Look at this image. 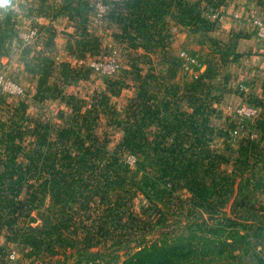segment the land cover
<instances>
[{
  "label": "trees",
  "instance_id": "obj_1",
  "mask_svg": "<svg viewBox=\"0 0 264 264\" xmlns=\"http://www.w3.org/2000/svg\"><path fill=\"white\" fill-rule=\"evenodd\" d=\"M201 1L215 8L223 0L216 3H213L214 0H123L117 5H126L130 12L123 14L119 9L111 18L127 21L124 29L129 40L136 37L127 29L131 25L136 28V35L149 38V50L158 46L164 49L173 40L170 20L193 27V32L211 27ZM70 4L74 5L76 12L73 19L77 21L80 16L84 24L82 32L87 33V17L81 16L77 1L68 2ZM5 37L0 36V43ZM170 58L177 60L171 55ZM177 63L181 65L178 60ZM46 64L49 68L42 70ZM50 64L45 59L40 67L39 96L45 94L46 89L42 85L50 74ZM135 70L141 83L140 93L130 101L139 104L141 123L137 128L133 124L125 125L124 136L112 150L106 143L100 142L94 129L89 128V124L96 123L97 116L93 118V123L84 126L74 121L67 123L57 128L54 134L52 123L28 116L22 102L13 106V111L5 119L0 115V136L5 144L9 143L11 153L7 158H0V164L6 169L2 171L0 168V217L7 221L8 226H17L16 234L26 237L29 242L40 243V246L35 244L40 252L53 251L56 245L67 251L78 245L88 248L105 243L114 233L128 226L125 214L137 190L149 197L155 195L164 199L167 192L180 185L193 194L194 201L201 202L202 207L212 213L230 200L232 209L242 203L238 199L243 182L250 177L245 175L248 162H239L230 172L223 168L228 162L226 155L211 146L214 130L210 125L213 111L210 85L203 80L189 84L194 92L189 96L194 109L185 112L181 108L183 98L179 94V84L173 79L177 69L168 76L166 72L158 73L154 68L145 74L141 68ZM210 73L208 70L202 76ZM148 77L149 81L146 80ZM154 78L163 81L160 85H166L167 81L170 85L165 86L161 93L155 91ZM111 83L120 84L121 81L116 78ZM148 85L149 89L146 88ZM4 99L0 96L1 103L5 102ZM128 107L132 110L133 103ZM29 121H34V124H28ZM256 121L264 135V113L256 117ZM154 124L158 130L151 139L148 134ZM84 127H87L86 133ZM27 134H33L35 140L24 144ZM135 148L144 153L147 160L138 158L133 166L123 158L122 153L125 149ZM242 151L260 156L263 160L260 165L264 167V146L253 142ZM236 183L238 191L235 193ZM25 186L26 191L21 196ZM46 199H49L48 204ZM57 201L62 203L59 209L54 207ZM34 210L43 217L42 223H32L36 219L32 214ZM53 215L57 222L53 221ZM228 220L230 225L244 226L243 222L229 217ZM206 224V220L198 223L200 228ZM145 225L134 229L138 236L136 250L122 264H197L198 258L203 260L217 249L219 253L229 246L236 249L240 245L235 243H245L247 236L239 229L228 230L222 226L210 231L219 238L191 228L189 234L166 232L149 239L146 238L148 230Z\"/></svg>",
  "mask_w": 264,
  "mask_h": 264
},
{
  "label": "rangeland",
  "instance_id": "obj_2",
  "mask_svg": "<svg viewBox=\"0 0 264 264\" xmlns=\"http://www.w3.org/2000/svg\"><path fill=\"white\" fill-rule=\"evenodd\" d=\"M96 1L97 0H90L89 2L84 1L83 8L92 9ZM188 1L194 2L196 0ZM214 2L216 3L217 0H214L213 3ZM79 6L81 7V5ZM208 6L212 7V5ZM117 9H120V11L122 10L123 14H127L131 10L126 5H117ZM147 13H149V10ZM111 19L118 23V29L116 26L109 27L111 21L108 18L99 22H94L91 19L92 28L88 32L86 31L87 33H83L82 29L84 24L81 22L80 16H78L76 24L80 37H76L74 40L71 39L72 52L75 56L86 58L87 61L104 56L109 57L115 54L123 64V69L119 73L120 75L116 77L104 76L94 72L87 64L88 62H73V64L69 63L63 65L61 72L56 68L53 69L52 73L49 74L52 80L50 82L45 81L42 88H45V93L48 94L55 95L63 90L66 92V95L69 97L68 102H66V107L61 108L60 112L56 114L58 116H61V113L65 115L64 117L68 118V123L74 121L84 126L87 123H93V118L97 116L98 118L94 124L95 126L89 124V128L91 127L94 129L100 142L106 143L107 147L112 150L115 148L117 141L124 136L125 125L133 124L135 128H137L141 123L142 112L139 104L137 102H131V98L127 97L131 95L136 97L140 93L139 85L141 83L140 80H137L138 73L135 68H141L143 74L147 73L149 71V59L155 56V52L149 50V38L141 34L136 35V28L134 26L129 25L127 27L131 32L130 34L136 36L135 39L129 40L124 29V25L127 21L120 20L118 17H113ZM17 22V17L6 16L2 25L6 39H15V32L12 30V26L16 25ZM177 26V23L175 24L173 20H170L169 27L175 31V34H177ZM188 27L189 29H193L191 26H187V28ZM100 28L102 30H99ZM103 28L108 29V31ZM111 31H117L118 37L126 40V43H119L120 46L118 51H116L117 54L114 53L113 49L105 45L106 41H104V45L102 46L99 39V35L101 36ZM181 32L182 30L180 33ZM203 32L198 31L194 33H202L203 36L204 34L209 36L210 27L207 26ZM187 34L189 35L188 38ZM185 35V39L188 41L192 33L185 32ZM206 36L203 38L207 39L208 42L205 45H208L210 40H208ZM20 39L21 41H16V47L17 45L26 46L29 52L37 51V40L26 41L21 37ZM128 44H132V48L129 47ZM135 45H140L141 48L140 46L135 47ZM204 49L205 48H203V50ZM150 52L151 54H149ZM206 53L205 50V54ZM164 58L170 61V70L166 71L165 74L168 76L172 70L179 67V64L177 60H172L169 55L164 56ZM206 58L207 60L215 59L211 54H207ZM41 59L42 61L40 62L41 65H43L45 59L41 55L34 58L31 64ZM163 61L164 60H158L155 65L158 68H163ZM41 65L36 67L39 69ZM47 65L48 64H46V66L44 65L42 70H47L49 68ZM53 67L54 65L50 64V69ZM126 67H129L131 72H127L128 70ZM192 75L196 77L199 73L196 71ZM86 78L90 79L84 80ZM116 78L121 81L120 84L111 83L113 79ZM173 79L176 80L175 78ZM146 80L149 81V77L146 78ZM128 82L132 83L135 88H127L126 95L119 101L118 98H114L112 95H108V93L105 94L104 90L116 94L121 88L125 87ZM152 82L155 84V91L159 90L160 93L163 92L165 86L170 85L168 81L166 85H160L163 81L159 78H154ZM146 88L149 89V85ZM203 97L206 96L203 95ZM3 98H5V102H0V115H3L4 119L9 115V112L13 111L11 109L13 106L19 105V103L24 101L10 94ZM130 103H133L132 110L128 107ZM112 106H117V108L113 110ZM36 112L37 109L34 107L30 108V115L39 118ZM235 120L241 123L249 122V120L241 116H236ZM50 122L55 127L59 126V124H64L55 119H52ZM30 123L34 124V121H29L28 124ZM98 123L99 125L97 126ZM24 124H27V122ZM150 128L151 131L148 135L152 139L154 138V132L158 130V128L155 124L150 126ZM86 130L87 127H84L85 133ZM53 132L55 134L56 128H54ZM137 139H140V137ZM25 140L26 142H24V144H28L30 141L35 140V136H33V134H27ZM171 140L172 137H170V141ZM15 141L18 142L19 138L16 137ZM8 144L9 143L5 144L0 136V158H7L10 156L11 153L9 152ZM217 146H219L221 150L225 148L220 143ZM222 154L224 153L222 152ZM122 155L123 158L133 166H135L134 160L138 158L147 160L146 155L140 152L138 148L134 150L125 149ZM20 159H23L22 155H20ZM229 163L230 161L228 164L225 163L223 168L225 167L230 170L231 165H229ZM0 168L2 171L6 170L3 164H0ZM246 168H248V166ZM150 170L154 172L152 167H150ZM15 186L18 185L16 184ZM257 188H264V167H259L254 173L252 172L249 180L243 182L242 192L238 199V201H242V203L236 204L232 209V200H230L228 204L213 213L207 212L205 207H202L201 202L194 201L193 194L187 188L180 185H177L174 190L167 192L164 199L155 195L149 197L143 191L137 190L133 200L128 203L129 208L126 210L125 220L129 223L127 227L114 233V235L103 244L88 248H81L80 245H78L74 248H69L67 251L56 245L53 247V251L43 250L40 252L35 245L38 244V246H40V243L36 241L29 242L26 237L20 236L18 233L16 234L15 228L17 226L13 228L10 227L11 225L8 226L7 221L0 217V264H122L123 261L136 250L138 236L135 234L134 229L136 227H144L145 222H147L145 227H147L148 230L146 238L149 239L164 235L166 232H184L185 234H189L191 228L196 229L199 233L219 238L218 235L212 234L210 231L222 226H226L228 230L239 229L242 234L247 235L245 243H235V245L238 244L240 246L236 249L233 246H229L223 253H219L220 251L217 249L214 253H210L204 257L203 260L198 258L197 260L199 261L197 264H264V192H253L257 190ZM25 191L26 186L21 196L24 195ZM46 201L48 204L49 199H46ZM61 205L62 203L57 201L54 207L59 209ZM1 209L2 207L0 206V210ZM32 214L36 216V219L32 221L33 224L43 222L44 219L41 215H37V210H34ZM228 217L232 218V220L243 222L244 226L230 225L231 221L228 220ZM203 220H206L207 224L200 228L198 223H202ZM53 221L57 222L55 215H53ZM192 223L195 224L191 226ZM249 224H252L251 227ZM12 252H14V256H11Z\"/></svg>",
  "mask_w": 264,
  "mask_h": 264
},
{
  "label": "crops",
  "instance_id": "obj_3",
  "mask_svg": "<svg viewBox=\"0 0 264 264\" xmlns=\"http://www.w3.org/2000/svg\"><path fill=\"white\" fill-rule=\"evenodd\" d=\"M70 1H77L76 6L79 7L81 16L87 17L86 31L88 32L92 28L91 19L95 22L94 11L93 8H87L84 13L83 3L90 0H0V36H5L2 25L6 16L18 18L16 25H13L15 39L8 40L4 38L0 43V69L18 80L27 89V96L24 98L11 96L24 100L22 103L25 105L27 115L31 118L43 121L55 119L64 123L59 124L57 127L53 125L56 129L68 123V118H65V115L61 113V116H58L56 113L60 112L61 108L66 107L69 97L64 90L55 95L45 93L39 96L42 71L36 66L41 65L40 61L42 59L33 64L31 62L40 55L44 59H48L54 65L50 73L55 68L61 72L62 66L69 63H81L77 59L78 56H75L72 52L71 39L74 40L76 37H80V33L77 30L76 21L73 19L75 15L74 5H68ZM105 1L111 4V10L107 17L111 21L109 27L116 26L118 29V23L111 19V15L119 11L117 3L123 0ZM201 4L203 12L211 24L210 35L206 36L204 34L203 36L202 33H194L189 27L178 24L176 27L178 28L177 34L171 29L173 34L171 44L164 49L158 46L153 50L155 56L149 59V70L154 68L158 73L168 71L170 61L164 58L166 55H172L181 62V65L177 68L175 79L179 84V94L183 98L181 108L185 112H192L194 109L193 103L189 100L190 94L194 95V92L190 89L189 84L196 80H203L210 85L213 108L210 125L214 130L211 146L226 155L228 162L230 161L229 165H231L230 172H233L239 162L245 161L248 162L245 175L251 176L253 171H256L259 167L262 168L260 164L263 163V160L250 151L244 153L242 149L253 142L263 147L264 135L257 124L256 118L249 120L247 123H241L236 121L235 117L238 116L236 113L237 108L244 103L260 107V114L257 117L264 113V52L262 41L255 28L249 22L239 20L234 15H255L264 19V0H223L215 7L218 8L217 10L212 9L205 1H201ZM30 27H35L40 32V38H38V45L36 46L37 51L31 52L26 46L17 45L16 47V41H21L18 33ZM103 29L108 31L106 28ZM179 30H182V32L180 33ZM185 32L192 33L188 41L185 39ZM117 33V31H111L99 35L101 45L103 46L104 41H106L105 45L113 49L114 53L118 51L119 43H126V40L118 37ZM205 36L210 40L208 45H205L208 42L207 39L203 38ZM128 45L132 48V44ZM139 46L136 45L135 47ZM203 48L205 49L203 50ZM182 50H189L198 56L201 63L197 70L198 76L185 74L180 57ZM207 54L213 55L215 59L207 60ZM158 60H164L163 68H158L155 65ZM126 69L129 70V67H126ZM208 70L211 71L210 75L203 77L202 75ZM94 72L101 74L96 70ZM51 80L52 78L49 75L46 82ZM132 87L135 88L132 83L128 82L116 94L107 90L104 91L105 94L108 93V95L118 98L119 101L126 95L127 88ZM6 95L9 94L0 90V96L4 97ZM132 97L131 95L127 98ZM31 107L37 109L36 114L38 113L39 118L30 115ZM114 108H117V106H112L113 110H115ZM119 141L120 139L117 143ZM219 143L226 149L221 150L217 146ZM237 184L235 193L238 191ZM254 192H264V188H259Z\"/></svg>",
  "mask_w": 264,
  "mask_h": 264
},
{
  "label": "built area",
  "instance_id": "obj_4",
  "mask_svg": "<svg viewBox=\"0 0 264 264\" xmlns=\"http://www.w3.org/2000/svg\"><path fill=\"white\" fill-rule=\"evenodd\" d=\"M212 9L217 10L218 8ZM110 10V2L105 0H97L93 5L95 22H99L107 18ZM221 16H223V14H221ZM234 16L239 20H245L249 22L255 28L258 36L262 41L264 52V19L255 15L243 16L240 14H235ZM18 34L26 41H35L40 38V32L35 27H30L27 30H22ZM180 57L182 59V66L186 75L193 74L201 66L198 56L190 52L189 50H182L180 53ZM77 59L81 63L88 62L87 64L89 65V67H91L93 70L99 71L102 75L105 76H115L122 69V63L118 56L115 54L110 55L109 57H99L90 61H87L86 58L80 57H77ZM0 89L4 93L15 95L20 98H24L27 96V89L25 88V86L18 80L7 75L3 69H0ZM236 113L238 116H241L247 120H254L260 114V107L244 103L237 108ZM11 256H14V252L11 253Z\"/></svg>",
  "mask_w": 264,
  "mask_h": 264
}]
</instances>
